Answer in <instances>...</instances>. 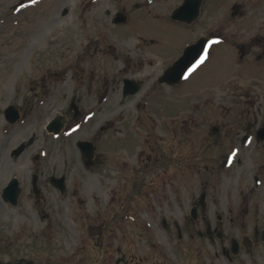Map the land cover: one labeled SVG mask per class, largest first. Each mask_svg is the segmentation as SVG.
Masks as SVG:
<instances>
[{
    "label": "rangeland",
    "instance_id": "374dc122",
    "mask_svg": "<svg viewBox=\"0 0 264 264\" xmlns=\"http://www.w3.org/2000/svg\"><path fill=\"white\" fill-rule=\"evenodd\" d=\"M128 1L142 4L0 0V261L264 264L262 245L260 255L216 258L218 240L201 238L204 226L190 215L205 191L212 212L230 216L226 208L241 206L243 191L253 190L264 164L245 153L242 159L241 154L220 159V141L230 137L213 130L230 123L234 108L244 105L233 103L234 85L264 77L257 70H264V61L247 58L242 64L248 70L236 73L233 55L249 37L264 36V0H216L207 17L191 23L189 37L219 26L233 34L235 46L228 39L218 47V62L193 68L173 86L158 79L181 56L185 29L149 16L145 6L129 10L120 26L110 23ZM175 1L159 0L157 11ZM236 5L242 8L234 25L238 31L229 30ZM141 12L149 17L137 20ZM9 19L15 23L4 27ZM252 43L258 51L260 43ZM125 77L140 82L141 89L123 97ZM72 99L80 105V120ZM9 105L21 116L14 122L5 114ZM55 116L65 125L57 135L46 130ZM78 141L87 149L96 145L90 164ZM61 175L64 193L49 181ZM13 177L20 187L16 205L2 198ZM252 193L254 211L264 208V185ZM255 223L264 229V220Z\"/></svg>",
    "mask_w": 264,
    "mask_h": 264
},
{
    "label": "flooded vegetation",
    "instance_id": "af4514ba",
    "mask_svg": "<svg viewBox=\"0 0 264 264\" xmlns=\"http://www.w3.org/2000/svg\"><path fill=\"white\" fill-rule=\"evenodd\" d=\"M215 1L216 0H190V2L186 3L185 0H179L178 2L175 1L172 7H165L163 11H157L159 0H141L142 4L139 2L131 3L128 1L117 12H115V15L113 16L114 18L110 20V23L115 26H120L123 24L119 23L120 19L130 18L129 10L134 12L140 11L144 6L149 7L148 9H150V11H146L149 16L164 17L185 29V48L188 46L190 47L192 44H199V60L201 57L204 59L202 63L196 64L195 67L200 66L202 68L205 64L209 65L212 62L219 61H216L221 55L218 47L221 46L222 43L225 44L228 39H231L232 46L234 47L236 41L233 34L227 35L225 33L228 29L219 26L211 27L205 32L200 33L197 37H189L191 35L190 31H192L189 25L195 21L200 23L205 17H207L210 14L212 6L215 7ZM168 2L169 0H163L162 3L165 5L168 4ZM180 5H183V9L181 12H178L176 10ZM239 8V5L232 8L231 15L235 16V21H230L229 30L231 28H234L235 31L241 29L234 27V25H237L238 16L242 15L239 13L242 11V8ZM251 8L252 5L250 6V10ZM195 11L197 16L194 19L189 20L191 17H194L193 15ZM149 16L144 12L138 14L135 13V18L137 20ZM176 17H184L185 21H180L179 18ZM116 23L119 24L116 25ZM246 32L249 33L252 32V30ZM254 39L260 43L258 46L259 48L257 49L258 51L253 49L254 44L252 43V40ZM216 40H219V43H213V41ZM233 55L234 59L239 64V66L236 65L235 67L234 71H236V73H244L248 70V67L242 64L247 58L255 60L257 63L263 62L264 36L255 38L252 36L249 37L246 44L241 45L239 51H235ZM254 70L255 69H253V71ZM257 70L259 72H264V70L258 67ZM235 82L236 80H233L231 84H235ZM231 90L234 99L233 103L237 105L244 103V105L239 108H234L233 114L230 116V123H224L220 127L213 128L214 132H216L220 138L221 134L224 137H228L227 134H229L230 137L228 140L221 139V146L218 153L219 157L220 159L223 158V160L229 158L228 160L231 161L234 157H238L239 154H241L239 158L242 159V154L245 153L249 154V157L254 159L260 158L264 160V104L261 102V100H264V77H257L256 80L250 82H247V79H243L240 83H236ZM242 100H244V102ZM72 103L76 107V109H73L74 117L80 120L82 117L80 105L75 99H72ZM100 128L103 129L102 126ZM233 150L238 152L234 155L232 153ZM257 173L259 175L254 177L255 187L252 191L260 185H264V164ZM260 177L263 183L261 182ZM252 191L248 189L243 191L244 195L242 197L244 202L237 210L232 211V206L226 208L228 209L226 214L231 212L230 216H224L221 213L212 212V208H210L209 203L207 202V193L206 201L203 199L202 202L196 201L194 205H192L196 211V218L192 219V221L197 225L202 224L204 226V233L200 230L198 231L200 237H204L214 243L215 239L218 240L220 251L219 253H215L216 258L232 261L244 255L255 256L264 252L257 251L258 245H262L264 248L262 238L264 229L259 231L257 224L255 223L258 219L264 220V208L259 209L257 207L256 211H254L253 207L249 204L253 194ZM113 193H115V191H113ZM105 216V214H102L99 218H103L104 220ZM233 251H236V253ZM154 264L168 263L166 261L159 263V261L155 260Z\"/></svg>",
    "mask_w": 264,
    "mask_h": 264
},
{
    "label": "water",
    "instance_id": "95a60500",
    "mask_svg": "<svg viewBox=\"0 0 264 264\" xmlns=\"http://www.w3.org/2000/svg\"><path fill=\"white\" fill-rule=\"evenodd\" d=\"M186 3L190 2V0H185ZM183 9V5L178 8V12H181ZM194 17H191L189 20L194 19L196 15V11L193 15ZM181 20H185L184 17H180ZM199 53V55H197ZM200 56V47L199 44H194L188 47L187 49H184L183 54L181 57L173 63V65L169 66L162 76L159 77V82H165L167 84H176L178 83L185 73L189 70V68L192 66V64L199 58ZM195 57V59H194ZM140 84L134 80L131 79H125L124 80V91L123 95L126 96L128 94H135L139 91ZM6 117L10 122H14L19 117V110L15 108L13 105H10L5 110ZM64 118L61 116H55L47 125V130L52 131L55 134H58L63 126ZM81 148V152L84 157L90 158L94 154V147L91 146L90 148L86 149L85 146L86 142H79L78 143ZM36 158L38 156H35ZM86 163H89L88 160H86ZM64 177L57 180L58 186L63 191L65 186L63 183ZM36 177L34 176V187L35 191L38 194V189L35 184ZM20 187L18 180L14 177L9 180L6 187L3 189L2 197L6 202H10L11 204L15 205L17 203V198L19 196ZM264 240V234L262 235ZM0 264H10V263H1Z\"/></svg>",
    "mask_w": 264,
    "mask_h": 264
},
{
    "label": "bare ground",
    "instance_id": "6f19581e",
    "mask_svg": "<svg viewBox=\"0 0 264 264\" xmlns=\"http://www.w3.org/2000/svg\"><path fill=\"white\" fill-rule=\"evenodd\" d=\"M16 16V15H15ZM15 16H12V17H10V18H13V17H15ZM15 23V20L14 19H9V20H7V21H5L4 22V27H7V26H9V25H12V24H14ZM17 23V22H16Z\"/></svg>",
    "mask_w": 264,
    "mask_h": 264
},
{
    "label": "snow or ice",
    "instance_id": "6c2138e0",
    "mask_svg": "<svg viewBox=\"0 0 264 264\" xmlns=\"http://www.w3.org/2000/svg\"><path fill=\"white\" fill-rule=\"evenodd\" d=\"M213 43H219V40L213 41ZM197 55H199V53H197ZM194 59H195V57H194ZM203 59L204 58L201 57V59L197 61V64L202 63L203 62Z\"/></svg>",
    "mask_w": 264,
    "mask_h": 264
}]
</instances>
